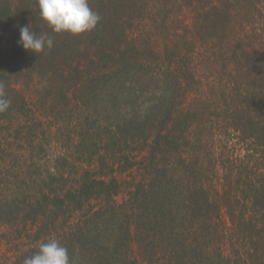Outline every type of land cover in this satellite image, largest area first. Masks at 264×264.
I'll return each instance as SVG.
<instances>
[{
    "label": "trees",
    "instance_id": "obj_1",
    "mask_svg": "<svg viewBox=\"0 0 264 264\" xmlns=\"http://www.w3.org/2000/svg\"><path fill=\"white\" fill-rule=\"evenodd\" d=\"M88 3L101 19L72 35L38 0H0V122L93 107L76 184L34 165L32 193V174L24 188L20 170L3 175L0 224L31 227L27 255L57 239L71 264H138L135 251L147 264H264V0ZM24 26L53 47L25 50ZM233 141L244 153L230 160Z\"/></svg>",
    "mask_w": 264,
    "mask_h": 264
},
{
    "label": "rangeland",
    "instance_id": "obj_2",
    "mask_svg": "<svg viewBox=\"0 0 264 264\" xmlns=\"http://www.w3.org/2000/svg\"><path fill=\"white\" fill-rule=\"evenodd\" d=\"M185 16L190 17V14L185 13ZM146 83L150 86L142 88L155 89L154 83L150 81ZM148 97L152 96L146 94L144 96L145 100H148ZM84 102H86V99H82L81 102L76 104V107H73L72 111L62 114V116H52L48 107L43 108L44 106H42V111H35L34 118L23 119L20 125L0 122V136H4L5 139H3L7 143L3 149L4 151L1 152L3 158H0V162L5 163V167L2 168L0 178L2 179L5 175L4 178L6 177V180L11 183V180H13L11 173L14 174L18 169L20 173L17 178L24 179L26 177V182L18 180L15 183L21 184L24 188L28 183L29 177L27 174L30 173L33 175L30 178L33 179L35 184L32 182L33 185L28 187L32 193L35 191L39 193L42 181L41 175L38 176L33 170L34 165H36L41 168L46 167L51 173L57 175L59 172H66V176L70 177L66 184L69 186L75 185L77 172L88 168L86 164L79 163V159H77L78 155L81 154L80 151L83 150V148L78 149L79 138L77 134L80 132V128L89 129L88 123L91 121L93 114L91 112L93 107ZM94 112L96 111L94 110ZM65 132L69 133V136ZM224 151L226 157L230 160H234L233 157H241L244 153L236 141L232 142V146L228 145V148H225ZM4 187H2V190ZM11 192L12 186L7 187L3 195L0 193V199L12 198ZM25 192L28 193V189ZM30 230L31 227L25 229L21 219L15 220L10 225L0 224V264H23L25 257H30L35 253L27 255L36 246H33L35 233L31 234ZM39 233L44 234L47 231L42 230ZM134 249L133 246V251ZM134 255L138 264H147L137 256V251L134 252Z\"/></svg>",
    "mask_w": 264,
    "mask_h": 264
},
{
    "label": "clouds",
    "instance_id": "obj_3",
    "mask_svg": "<svg viewBox=\"0 0 264 264\" xmlns=\"http://www.w3.org/2000/svg\"><path fill=\"white\" fill-rule=\"evenodd\" d=\"M40 17L54 33L67 32L79 35L92 31L101 17L93 11L88 0H38ZM53 39L47 34L37 35L29 26L20 28L19 44L34 54L50 50ZM11 105L5 86L0 82V113L6 112ZM23 264H71L67 249L55 238L41 243L39 249Z\"/></svg>",
    "mask_w": 264,
    "mask_h": 264
}]
</instances>
